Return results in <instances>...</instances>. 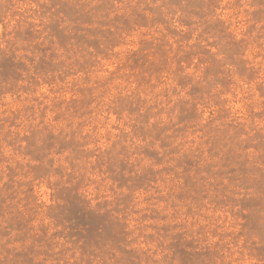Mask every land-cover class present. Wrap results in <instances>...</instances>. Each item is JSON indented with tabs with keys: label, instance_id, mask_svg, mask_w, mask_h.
<instances>
[{
	"label": "rangeland",
	"instance_id": "374dc122",
	"mask_svg": "<svg viewBox=\"0 0 264 264\" xmlns=\"http://www.w3.org/2000/svg\"><path fill=\"white\" fill-rule=\"evenodd\" d=\"M249 262L264 0H0V264Z\"/></svg>",
	"mask_w": 264,
	"mask_h": 264
},
{
	"label": "clouds",
	"instance_id": "9594fccd",
	"mask_svg": "<svg viewBox=\"0 0 264 264\" xmlns=\"http://www.w3.org/2000/svg\"><path fill=\"white\" fill-rule=\"evenodd\" d=\"M97 196L98 198L102 199L103 198V190L100 188H97ZM249 264H254V262H249Z\"/></svg>",
	"mask_w": 264,
	"mask_h": 264
}]
</instances>
